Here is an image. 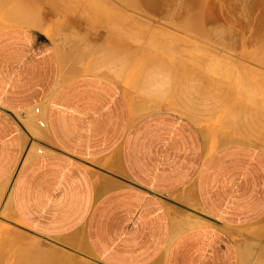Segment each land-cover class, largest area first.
Masks as SVG:
<instances>
[{
	"label": "crops",
	"instance_id": "1",
	"mask_svg": "<svg viewBox=\"0 0 264 264\" xmlns=\"http://www.w3.org/2000/svg\"><path fill=\"white\" fill-rule=\"evenodd\" d=\"M137 111L102 76L63 75L40 31L0 30V185L20 229L76 236L102 264H240L238 236L264 219V150H210L189 116Z\"/></svg>",
	"mask_w": 264,
	"mask_h": 264
},
{
	"label": "rangeland",
	"instance_id": "2",
	"mask_svg": "<svg viewBox=\"0 0 264 264\" xmlns=\"http://www.w3.org/2000/svg\"><path fill=\"white\" fill-rule=\"evenodd\" d=\"M161 3L163 6H153L158 10H150L147 0H0V30L23 26L40 31L56 47L63 75L101 77L79 73L91 67L110 72L115 78L102 77L125 90L132 108L136 105L140 109L148 98L195 104L201 116L189 117L200 127L207 144L215 133L228 128L260 130L258 137L252 135L248 141H212L213 149L242 142L256 143L264 150L259 142L264 140V10L254 14L245 0H222V7L218 0H198V10L186 18L179 10H162L164 1ZM260 134L263 137L259 138ZM39 151L32 148L30 155ZM2 187L7 190L0 192V264H65L57 258H52L53 262L45 257V262L39 257L41 251L35 249L38 244L43 249L52 245L51 249L68 256L72 264H102L85 248L71 247L78 237L68 244L63 239L24 233L12 214L9 185ZM237 239L240 264H264V219L242 230ZM31 249L39 256L33 257L36 254Z\"/></svg>",
	"mask_w": 264,
	"mask_h": 264
},
{
	"label": "bare ground",
	"instance_id": "3",
	"mask_svg": "<svg viewBox=\"0 0 264 264\" xmlns=\"http://www.w3.org/2000/svg\"><path fill=\"white\" fill-rule=\"evenodd\" d=\"M146 1V0H145ZM152 1H154V0H152ZM157 1H159L158 3L159 4H161L162 5V0H157ZM157 1L155 2L156 4H158L157 3ZM164 1V7H161L160 5V8H162V10H165V9H174V10H179V12L181 13V15H185L186 16V18H187V16H189V17H191V13H193V11L194 10H198V0H163ZM246 1V4H248L250 7H251V9H252V12L254 11V14L255 13H260L262 10H264V0H245ZM149 2V3H148ZM151 1L150 0H147V4H148V8H150V5H151V7L152 8H150V10L152 9V10H158V9H156L155 7L153 8V6H154V4L155 3H150ZM218 6H219V4L222 2V0L221 1H219L218 0ZM221 5V4H220ZM163 6V5H162ZM220 7H222V5L220 6ZM157 8H159V7H157ZM222 9H225V8H222ZM202 10V9H201ZM220 10H221V8L219 9V12H220ZM206 11V10H205ZM183 12L185 13V14H183ZM186 12H189V13H186ZM203 12V11H202ZM238 12H239V10H238ZM264 12V11H263ZM262 12V13H263ZM187 14V15H186ZM189 14V15H188ZM256 14V15H257ZM252 15H253V13H252ZM262 17H264V14H263V16ZM255 18V17H254ZM180 19V18H179ZM18 21H20V22H22L23 20H18ZM182 21V22H181ZM181 21H179L182 25H183V23H184V21L183 20H181ZM252 22V21H251ZM250 22V23H251ZM9 23V22H8ZM262 23H264V18H263V20H262ZM246 24H249V22H246ZM246 24H245V26H246ZM254 24V23H253ZM264 25V24H263ZM34 26L36 27V28H38V27H40V24H38V23H34ZM192 28V27H191ZM251 28V30L253 29L252 27H250ZM249 28V29H250ZM214 30V29H213ZM218 30V29H217ZM215 31V30H214ZM220 32V31H219ZM217 38V37H216ZM254 39V38H253ZM256 39V38H255ZM254 39V41H257V40H255ZM224 41V40H223ZM217 42V41H216ZM253 42V41H252ZM256 43V42H255ZM222 44V43H221ZM251 44V43H250ZM256 44H254V46H255ZM230 46V45H229ZM252 46V45H251ZM258 46H260V48H262L263 46H262V44L260 43V45H258ZM257 46V47H258ZM262 46V47H261ZM246 47H247V45H246ZM240 48V47H239ZM245 48V47H244ZM249 48H251L250 47V45H249ZM248 48V49H249ZM242 49V48H241ZM241 49H239V50H241ZM244 50H246V48L244 49ZM253 49H250V51H252ZM256 50V49H255ZM258 50V49H257ZM256 50V51H257ZM234 51V50H233ZM236 51V50H235ZM249 50H248V52H249V54L251 53L252 54V52H250ZM263 51V50H262ZM237 52H240V51H237ZM242 52H243V49H242ZM245 52V51H244ZM243 52V53H244ZM247 52V53H248ZM254 52V51H253ZM234 54L236 53V52H233ZM243 53H241V54H243ZM246 53V52H245ZM244 53V54H245ZM236 54H238V53H236ZM248 54V55H249ZM254 54V53H253ZM256 54V53H255ZM263 54V53H262ZM246 55V54H245ZM241 56H243V55H241ZM247 56V55H246ZM254 56V55H253ZM256 56H257V54H256ZM231 57V56H230ZM240 57V56H239ZM249 57H251V56H249ZM261 57H262V55H261ZM264 57V56H263ZM237 58H238V56H237ZM254 58H255V56H254ZM258 58V57H257ZM241 59V58H240ZM246 59H248V57L246 58ZM256 59V58H255ZM249 60V59H248ZM240 61V60H239ZM254 61H257V59L256 60H254ZM229 62V61H228ZM258 62V61H257ZM262 63H263V60L261 61ZM246 67V66H245ZM250 67H251V65H250ZM251 68H254V67H251ZM250 68V69H251ZM246 69H247V67H246ZM249 69V70H250ZM255 69H257V68H255ZM78 70H80V68L78 69ZM258 70H260V69H258ZM255 71H257V70H255ZM81 72H86V73H94V74H98V75H101V76H105V77H108V76H110L111 78H113L112 77V74L110 73V72H108V71H106V70H104V69H100V68H94V67H91V68H86V69H82L79 73H81ZM253 72H254V69H253ZM257 73V72H256ZM259 74V73H258ZM115 75V74H114ZM261 75V74H260ZM116 76V75H115ZM109 77V78H110ZM115 78V77H114ZM183 98V97H182ZM184 99V98H183ZM147 100H149V101H147ZM146 101H144L143 100V102H142V106H140L139 105V107H140V109L136 106V105H133V108H134V110H138V111H142V112H145V111H148V110H153V109H158V108H161V107H166V108H168V109H171V110H175V111H178V112H181V113H183V114H185V115H187V116H193V117H199V116H201V115H197L198 113H201V112H199V110L198 109H196L195 107H194V105H191V103L190 104H188V103H185V102H181L180 100H176V99H158V100H152L151 98H148ZM185 101V100H184ZM240 103V102H239ZM246 103V102H245ZM135 104H137V103H135ZM193 104V103H192ZM196 106V105H195ZM197 107H198V105H197ZM242 107H243V105H242ZM245 109H247V107H245ZM238 110V109H237ZM137 111V112H138ZM245 111V110H244ZM198 112V113H197ZM243 112V111H242ZM249 112V111H248ZM39 113V112H38ZM238 116H239V114H237ZM244 115V114H243ZM247 115V114H246ZM245 115V116H246ZM256 115V114H255ZM40 116V115H39ZM238 116H237V118H238ZM251 116V115H250ZM249 116V117H250ZM257 117V116H256ZM191 118V117H190ZM250 119V118H249ZM254 119H256V118H254ZM258 119V118H257ZM263 119H264V117H263ZM257 121V120H256ZM259 121V120H258ZM261 121V120H260ZM256 126H258V124L256 125ZM239 127V126H238ZM238 127L236 126V128L237 129H235V130H233L234 129V127H232V129H229L228 128V130H222L221 132H219V133H215L213 136H212V140H211V143L209 142L208 143V147H209V149L210 150H212L213 149V147H211V145H213L214 143L212 142V141H214L215 143H218V142H227V141H230L231 139H237V140H243V139H246L247 141L249 140V139H251V136L252 135H255V136H257L258 137V134L260 133V130H259V132L258 133H256L255 131H251L250 129V131L249 130H247V129H240V127H239V129H238ZM242 128V127H241ZM247 128V127H246ZM261 128H262V126H261ZM263 130V129H262ZM261 130V131H262ZM256 133V134H252V133ZM261 134H262V132H261ZM259 135V138H261L260 136H262V135ZM254 136V138H256ZM263 136H264V134H263ZM262 136V137H263ZM253 138V140H257V139H254ZM263 139H264V137H263ZM250 142H251V140H250ZM260 143H262L263 145H264V140L262 141V140H260L259 141ZM238 143V142H237ZM240 143V142H239ZM252 143V142H251ZM255 145H256V143H254ZM258 146V145H257ZM33 152H34V150H32ZM8 186L6 185V188H7ZM5 187H2V188H0V192L1 191H4V189H6ZM7 190V189H6ZM13 214V213H12ZM251 230V229H250ZM252 231H253V229H252ZM252 231H250L251 233H252ZM255 231V230H254ZM250 232H248V233H250ZM255 233V232H254ZM246 235H248L247 234V232H246ZM252 235V234H251ZM233 236H235V235H233ZM69 237V236H68ZM39 241V240H38ZM64 241L66 242V243H68V244H72L73 243V241L75 242L76 241V236H73V237H69V238H66V239H64ZM42 242V241H41ZM33 243H35L34 241H33ZM39 243V242H38ZM44 243V242H43ZM30 244V243H29ZM45 244V243H44ZM43 244V245H44ZM27 245H28V243H27ZM32 245V244H31ZM39 245V244H38ZM38 245H36L35 247V249L38 251V250H40L41 252H38V254L40 255H38L39 257H46V258H48V259H50V261H53L54 262V260L52 259V258H57V259H59V260H61L62 262H64L65 264L66 263H70V264H72L73 262L70 260V259H68L69 257L68 256H62L61 254H59L58 252H56V250L55 249H51V247H52V245H49L50 246V249H43V248H41L40 246H42V245H40V246H38ZM46 245H47V243H46ZM26 246V245H25ZM247 246L248 245H246V248H247ZM249 247V246H248ZM26 248V247H25ZM29 248V247H28ZM53 248V247H52ZM245 248V247H244ZM33 253H32V252ZM31 253L32 254H36V256H33V257H38L37 256V251H33L32 249H31ZM250 251V250H249ZM251 251H252V248H251ZM36 252V253H35ZM60 252V251H59ZM26 253V252H25ZM30 253V254H31ZM253 253V252H252ZM28 254H29V251H28ZM43 255V256H42ZM28 256V255H27ZM263 257V256H262ZM46 258H45V262H46ZM94 258V257H93ZM35 259V258H34ZM33 258H32V260H34ZM261 259V258H260ZM257 260H258V258H257ZM49 261V260H48ZM259 261V260H258ZM61 262V263H62ZM94 262V261H93ZM260 262H262V261H260ZM75 263L76 264H79L78 262H76L75 261ZM256 263H257V261H256ZM264 263V262H263ZM42 264V263H41ZM44 264V263H43ZM260 264V263H259Z\"/></svg>",
	"mask_w": 264,
	"mask_h": 264
}]
</instances>
